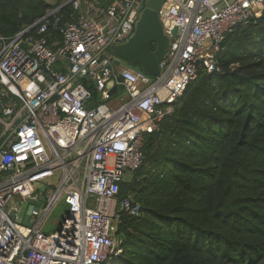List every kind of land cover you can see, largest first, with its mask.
<instances>
[{"label": "built area", "instance_id": "2783aa9c", "mask_svg": "<svg viewBox=\"0 0 264 264\" xmlns=\"http://www.w3.org/2000/svg\"><path fill=\"white\" fill-rule=\"evenodd\" d=\"M145 1L67 0L0 35V264H108L120 254L119 215L142 207L119 194L143 162L145 135L201 73L222 72L224 37L264 11V0H166L158 15L171 44L153 76L116 66L112 51ZM60 201L68 210L46 233Z\"/></svg>", "mask_w": 264, "mask_h": 264}, {"label": "trees", "instance_id": "16d2710c", "mask_svg": "<svg viewBox=\"0 0 264 264\" xmlns=\"http://www.w3.org/2000/svg\"><path fill=\"white\" fill-rule=\"evenodd\" d=\"M65 1L0 0V35ZM71 12L58 10L62 23ZM217 58L222 72L201 73L145 135L143 162L119 194L142 213L119 215L110 262L264 264V11L227 34Z\"/></svg>", "mask_w": 264, "mask_h": 264}, {"label": "water", "instance_id": "95a60500", "mask_svg": "<svg viewBox=\"0 0 264 264\" xmlns=\"http://www.w3.org/2000/svg\"><path fill=\"white\" fill-rule=\"evenodd\" d=\"M166 0H146L138 20L135 24L134 33L125 41L114 45L112 51L117 57L114 60L116 66L130 68L136 72L145 71L149 75H157L160 71V63L166 61L171 39L163 33L158 11ZM177 33V27L172 35ZM153 47V48H152ZM94 105L90 101L88 108ZM44 190V185L40 187ZM43 195L39 203H43ZM27 203H23L18 216L24 217V223L28 224L29 210ZM19 221V218L17 219Z\"/></svg>", "mask_w": 264, "mask_h": 264}, {"label": "rangeland", "instance_id": "374dc122", "mask_svg": "<svg viewBox=\"0 0 264 264\" xmlns=\"http://www.w3.org/2000/svg\"><path fill=\"white\" fill-rule=\"evenodd\" d=\"M121 41L122 39H118V42H121ZM87 84L89 86L88 82ZM47 182L48 180L45 181V183ZM67 210H68V207L63 203V201L58 202L57 206L53 209V211L51 212V214L46 220V224L44 226V232L51 233L57 230L60 227L64 213ZM114 261H111L108 264H114Z\"/></svg>", "mask_w": 264, "mask_h": 264}]
</instances>
